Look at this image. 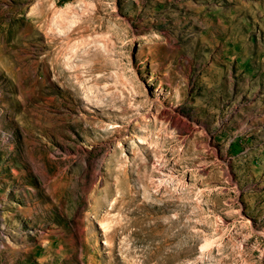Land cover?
<instances>
[{
    "label": "rangeland",
    "instance_id": "374dc122",
    "mask_svg": "<svg viewBox=\"0 0 264 264\" xmlns=\"http://www.w3.org/2000/svg\"><path fill=\"white\" fill-rule=\"evenodd\" d=\"M0 264H264V0H0Z\"/></svg>",
    "mask_w": 264,
    "mask_h": 264
}]
</instances>
